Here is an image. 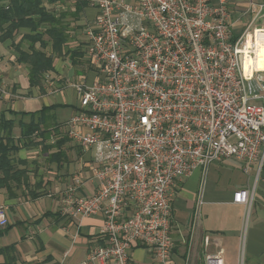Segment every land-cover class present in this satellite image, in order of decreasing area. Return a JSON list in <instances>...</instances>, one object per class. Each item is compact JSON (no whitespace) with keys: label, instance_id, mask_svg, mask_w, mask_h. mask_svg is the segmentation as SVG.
I'll return each instance as SVG.
<instances>
[{"label":"built area","instance_id":"built-area-1","mask_svg":"<svg viewBox=\"0 0 264 264\" xmlns=\"http://www.w3.org/2000/svg\"><path fill=\"white\" fill-rule=\"evenodd\" d=\"M98 15L84 29L97 78L69 82L79 100L68 138L92 152L96 193L61 197L68 217L103 215L102 245L78 264H136L133 244L167 263L173 256L171 199L177 181L234 158L245 172L264 166L261 29L234 40L228 0H87ZM256 103H252V102ZM235 203L252 206L249 188ZM9 224L0 205V228ZM243 235L239 263L245 264ZM194 250L190 252L189 259ZM223 251L203 264H224ZM66 257L55 264H71ZM198 264V263H197Z\"/></svg>","mask_w":264,"mask_h":264},{"label":"crops","instance_id":"crops-1","mask_svg":"<svg viewBox=\"0 0 264 264\" xmlns=\"http://www.w3.org/2000/svg\"><path fill=\"white\" fill-rule=\"evenodd\" d=\"M46 7L64 16L70 40L61 54L51 44L45 48L53 57V69L42 73L39 84L31 83L27 62L19 60L20 51L30 52L28 43H21L27 30L21 29L13 39H0V117L16 120L19 149L13 156L16 168L24 171L0 186V205L9 217V224L0 228V264H55L66 255L71 264H78L93 246L104 243L103 215L74 219L60 212L63 193L77 180L79 193L90 195L99 188L91 171L92 152L83 151L65 133V124L78 106L70 100L75 91L68 83L97 78L83 53L82 34L98 8L87 0H57L46 2ZM228 9L234 40L249 30V34L252 29L262 30L256 65L264 69V0H228ZM257 90L264 93V86ZM31 119L42 122L32 141L21 138L20 124ZM256 174L255 169L245 172L241 161L229 158L213 163L206 174L198 169L177 181L170 202L172 258L163 263L135 242V263L203 264L207 254L222 250L224 264H238L244 235L245 264H264V166L258 178ZM239 188L251 191L248 218L246 205L233 200Z\"/></svg>","mask_w":264,"mask_h":264},{"label":"trees","instance_id":"trees-1","mask_svg":"<svg viewBox=\"0 0 264 264\" xmlns=\"http://www.w3.org/2000/svg\"><path fill=\"white\" fill-rule=\"evenodd\" d=\"M56 1L0 0V39H13L21 29L27 30L21 43L27 42L30 52L20 51L19 60L27 62L32 84H39L42 73L53 69V57L45 48L51 44L53 50L61 54L65 44L70 40L67 33L68 24L64 21V16L57 15L46 7V2ZM37 43L39 48L36 46ZM20 124L21 138L31 140L32 134L41 129L42 122L31 119L28 123L20 122ZM15 126L16 120L0 117V172L3 173L0 186H4L8 179L19 172H24L16 168L13 156L19 149L15 138Z\"/></svg>","mask_w":264,"mask_h":264},{"label":"rangeland","instance_id":"rangeland-1","mask_svg":"<svg viewBox=\"0 0 264 264\" xmlns=\"http://www.w3.org/2000/svg\"><path fill=\"white\" fill-rule=\"evenodd\" d=\"M82 32V31H81ZM82 38L84 39V33L82 34ZM79 75H82V73H79ZM79 81V80H78ZM77 80H72V82H78ZM74 89V88H73ZM74 91H75V89H74ZM73 95V98L72 99H70V100H73V101H75L77 104L79 103V100H78V97H77V93H76V91L72 94ZM252 103H256V102H252ZM71 107H69V108H67L66 109V113L67 114H69L70 112H71ZM249 214L250 213H246V217L248 218V216H249Z\"/></svg>","mask_w":264,"mask_h":264}]
</instances>
